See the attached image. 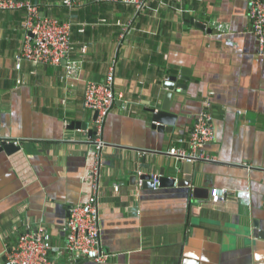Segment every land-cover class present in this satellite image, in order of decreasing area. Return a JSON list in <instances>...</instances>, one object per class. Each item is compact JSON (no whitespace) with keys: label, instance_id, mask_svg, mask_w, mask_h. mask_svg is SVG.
<instances>
[{"label":"crops","instance_id":"0c3cea01","mask_svg":"<svg viewBox=\"0 0 264 264\" xmlns=\"http://www.w3.org/2000/svg\"><path fill=\"white\" fill-rule=\"evenodd\" d=\"M63 1L38 7L72 25V51L58 66L22 59L25 12L0 11V264L19 234L38 231L50 238L51 264H95L63 251L70 208L88 204L94 188L100 249L110 255L102 264H264V58L249 0H143L139 11ZM186 14L211 33L186 24ZM69 60L75 76L66 73ZM111 66L116 97L97 150L83 94ZM172 75L182 87L170 108L176 125L160 133L150 110ZM205 111L214 140L203 152L213 161L194 163L196 183L143 188L141 160L153 174L167 170L174 160L166 152ZM212 188L228 196L213 203Z\"/></svg>","mask_w":264,"mask_h":264},{"label":"built area","instance_id":"2783aa9c","mask_svg":"<svg viewBox=\"0 0 264 264\" xmlns=\"http://www.w3.org/2000/svg\"><path fill=\"white\" fill-rule=\"evenodd\" d=\"M170 2L181 7L183 0H159ZM94 3L123 4L139 11L146 7L143 0H93ZM63 4L72 8L70 0ZM24 10L22 28L25 36L20 57L33 64L58 66L72 51V25L68 21L43 17L39 8L29 2L19 0H0V11ZM248 19L250 32L256 37L257 56L264 58V0L248 1ZM222 30V28H219ZM66 73L75 76L77 63L66 62ZM114 67H109L105 80L100 83H87L84 88L83 105L96 114L94 121L95 139L92 145L100 150L104 143L101 140L105 120L115 103ZM208 106V105H206ZM214 140L211 116L208 111L198 116L186 139L176 141L166 156L176 163L212 162L203 152L204 147ZM16 144V143H15ZM96 175V171L94 172ZM151 183L158 187V174L151 175ZM210 200L218 203L228 196L224 188H212ZM98 191L94 188L93 199L84 205L70 208L64 227L65 245L63 251L76 259H86L95 264L105 263L110 255L100 249V227L98 209ZM50 238L43 232L19 234L16 244L4 253L8 264H51L49 255L52 251Z\"/></svg>","mask_w":264,"mask_h":264},{"label":"water","instance_id":"95a60500","mask_svg":"<svg viewBox=\"0 0 264 264\" xmlns=\"http://www.w3.org/2000/svg\"><path fill=\"white\" fill-rule=\"evenodd\" d=\"M185 23L190 24L191 26H194L195 28L201 30V31H207L208 33H211V30L206 27L205 24H203L200 20H194L190 17L189 14L185 15ZM65 61H63V64ZM182 76L181 80L186 81L187 78H184L186 76L185 72L180 73ZM177 75H172L167 78V80L163 83V90L165 91L163 100L160 106H155L152 110H150V120L152 123V127L160 133H169L172 134L176 125V117L170 112L171 108V102L174 93L177 91V89H180V84H177ZM182 89V87H181ZM96 117V114L94 113V119ZM82 129L86 130L88 128V124L81 123ZM75 125H70V128H73ZM77 126V125H76ZM88 136L91 137L92 130H88ZM0 144L6 145L5 142H1ZM10 146H13L12 144H9ZM1 146V145H0ZM141 168L145 169L143 172V176L140 177V180L143 181V188H147V186L150 183L151 184V175L153 174V171L150 170V164L146 163L145 158L141 160ZM189 173V174H186ZM185 175H188L189 178L185 177ZM197 175H198V169L194 165V163H176L173 161L172 164L168 166V169L165 170L161 168L158 171L159 176V184L158 187H165V186H171L173 185L176 180H187L189 184H195L197 181ZM205 197V196H203Z\"/></svg>","mask_w":264,"mask_h":264},{"label":"trees","instance_id":"16d2710c","mask_svg":"<svg viewBox=\"0 0 264 264\" xmlns=\"http://www.w3.org/2000/svg\"><path fill=\"white\" fill-rule=\"evenodd\" d=\"M19 1L29 2L30 4L37 6V7H39L40 5L42 6V4H40V3H43V2H39V0H19ZM121 5H123V4H121Z\"/></svg>","mask_w":264,"mask_h":264}]
</instances>
